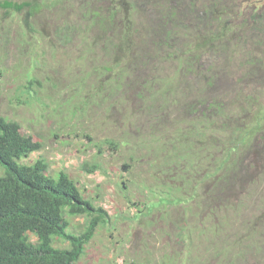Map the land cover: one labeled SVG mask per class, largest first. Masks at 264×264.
<instances>
[{
  "label": "rangeland",
  "instance_id": "obj_1",
  "mask_svg": "<svg viewBox=\"0 0 264 264\" xmlns=\"http://www.w3.org/2000/svg\"><path fill=\"white\" fill-rule=\"evenodd\" d=\"M39 1L43 5L28 18L33 30L25 24V11L0 8V116L18 122L23 134L41 142L40 149L21 157L18 162L32 163L42 158L48 174L64 171L76 182L85 199L106 212L105 220L96 225L74 264H214L226 260L228 255L221 250L229 238L225 241L223 231L226 235L231 231L219 222L223 221L224 213L230 211L218 207L205 210L192 199L182 204H157L150 213L144 214V204L158 200L154 194L158 191L153 185L157 183L154 177H166L165 166L158 165L161 159L160 153L155 151H159L157 144L168 143L167 139L190 115L185 107L179 108V102L174 103L177 94L163 104V98L157 93L149 99L150 88L129 83L130 86L118 88L123 101L115 104L117 92H107L102 86L94 91L93 85L108 76L103 68H97L109 63L112 51L106 50L103 40L94 42L97 27L87 25V17L91 7L94 12L107 13L113 1ZM53 1L57 2L52 4ZM170 1L174 0H117L118 12L114 19L123 24L125 18H130L131 24L142 30V34L145 23L152 21L148 18L157 8H164L171 16L168 14ZM176 1L179 10L172 15L175 19L172 26L168 23L171 29L168 37H173L171 51L176 50L178 54L180 50L193 47L192 41L203 39L205 26L216 23L211 21L210 9L223 13L222 19H231L236 24L241 18L237 14L239 5L253 3L251 0ZM204 2L210 3L209 6ZM222 8H225L223 12ZM256 10L264 11V4ZM202 14L206 21L197 17ZM248 25L244 35L252 32L251 24ZM240 34L237 27L227 32L215 65L219 71L220 91L214 88V94L225 104L228 114L234 116L240 111L242 90H251L248 85L254 79L249 78V73L259 67L264 49L245 40L239 46ZM166 50L168 52L169 48ZM162 54L159 50L157 58H153L155 65L148 71L159 79L171 78L178 71L177 61L161 59ZM31 79L36 81L28 83ZM257 82L262 94L264 76ZM157 83L152 87L157 88ZM191 85L196 89L194 81ZM194 88L186 87L182 91L189 100L197 93ZM261 98H257L260 100L255 102L256 106L264 103ZM120 135H125L130 143L141 138L146 145L133 153L132 160H127V155H122L121 151L108 150L106 145L98 152L96 145L101 139ZM255 139L254 180L237 184L232 196L234 202L241 201L239 212L242 214L258 213L256 205L264 193V143L256 136ZM124 161L128 165L125 168ZM84 163L98 167L88 172ZM260 171H263L262 177ZM2 173L0 166V175ZM65 216L69 222L68 232L76 234L86 228L89 217L85 214ZM28 240L35 243L37 237L29 233ZM53 245L69 246L57 236H53Z\"/></svg>",
  "mask_w": 264,
  "mask_h": 264
},
{
  "label": "trees",
  "instance_id": "obj_2",
  "mask_svg": "<svg viewBox=\"0 0 264 264\" xmlns=\"http://www.w3.org/2000/svg\"><path fill=\"white\" fill-rule=\"evenodd\" d=\"M110 1L114 3L110 4L107 13L94 12L91 7L87 17V25L97 27L94 42L103 40L106 50L112 51L108 56L109 63L97 68H103L108 76L93 85L94 91L102 86L107 92H117L115 104L123 101L118 88L130 86L129 83L150 88L149 99L157 93L163 98V104L177 94L174 103L179 102V108L183 110L185 107L190 115L185 118L184 125L167 139L168 143L161 141L164 143L157 144L159 151H155L160 153L161 159L158 165L165 166L166 177H154L157 183L153 185L158 188L154 194L158 200L144 204V214L150 213L157 204H182L192 199L201 203L205 210L218 207L230 211L224 213L223 221L219 222L231 231L227 235L223 231L225 241L228 238L229 241L225 242L221 253L228 257L214 264H264V193L256 205L259 209L256 214H242L239 212L241 201L232 199L237 184L254 180L256 159L252 152L256 148L255 136L264 143V103L256 106L251 94H245L240 101V111L234 116L228 114L225 104L214 94L215 89L220 91L219 71L215 65L222 53L223 39L236 24L231 19H222L223 13L210 9L211 21L216 23L205 26L203 39L192 41L193 47L180 50L178 54L174 46L175 53L171 51L173 37H168L171 31L168 23L175 22L172 15L179 10L178 1H170L168 14L171 16L164 12V8H157L155 14L151 10L154 15L148 19L152 21L143 25L145 31L142 34V30L131 24L130 18H125L123 24L115 21L117 0ZM204 4L209 6L210 3ZM42 5L39 0H0V8L5 11H25V24L31 29L28 18ZM197 17L207 20L204 14ZM159 50L164 53L161 59L177 61L178 71L171 78L159 79L148 71L155 65L153 58H157ZM32 81L36 80H28V83ZM156 81L158 87L153 88ZM193 81L196 89L191 85ZM186 87L197 90L190 100L182 92ZM139 96L143 98V95ZM145 143L141 138L130 143L125 135H120L104 137L96 146L98 152H102V145H106L108 150L121 151L122 155H127V160H132L133 153ZM40 147V141L22 133L18 122L0 116V166L3 170L0 175V264H74L96 225L105 220L106 212L102 207H95L85 199L67 173L48 174L42 158L32 163L18 162ZM127 166L124 161L123 167ZM97 167L84 163L88 172ZM259 173L262 177L263 171ZM65 214H85L89 217L86 228L76 234L68 232L69 222ZM217 229L216 224L215 231ZM29 233L36 235L35 243L28 240ZM53 236L67 241L69 246L55 247Z\"/></svg>",
  "mask_w": 264,
  "mask_h": 264
},
{
  "label": "flooded vegetation",
  "instance_id": "obj_3",
  "mask_svg": "<svg viewBox=\"0 0 264 264\" xmlns=\"http://www.w3.org/2000/svg\"><path fill=\"white\" fill-rule=\"evenodd\" d=\"M246 3L248 2H242V4L239 5V8L237 9V14L241 17L236 22V27L241 32L239 36L240 41L238 42L239 43L238 45L240 46L245 40V41L251 42L252 44L255 43V47L257 45L264 47V18H260L262 15H264V11L259 10V12H257L256 10V8H258L259 5H262L264 3H261V2L259 3L257 2V0H255V2L252 3V5H249ZM249 6H250V9H247L246 7H249ZM248 24H251L252 26V35L250 36L248 34L244 35V32H246L245 26H249ZM262 54L263 55L261 59L258 61L259 67L257 68V70L249 73V78L254 79L253 80L254 82L251 85H248L251 87L250 88L251 90L249 92L248 91L243 92L242 88H240L242 90L243 95L249 94V93L251 94V96L254 98V103L260 100V99L257 100V98L262 97L261 99L264 100V92H262V94L260 93L259 91L260 82H257V80L261 81V77L263 79V76H264V49H263ZM263 89L264 88H262V90Z\"/></svg>",
  "mask_w": 264,
  "mask_h": 264
},
{
  "label": "water",
  "instance_id": "obj_4",
  "mask_svg": "<svg viewBox=\"0 0 264 264\" xmlns=\"http://www.w3.org/2000/svg\"><path fill=\"white\" fill-rule=\"evenodd\" d=\"M251 1H252V2H255V0H251ZM262 1H263V0H257V2H259V3L262 2Z\"/></svg>",
  "mask_w": 264,
  "mask_h": 264
}]
</instances>
